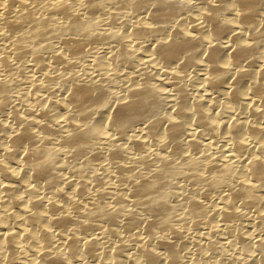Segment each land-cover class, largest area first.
<instances>
[{
    "label": "bare ground",
    "instance_id": "obj_1",
    "mask_svg": "<svg viewBox=\"0 0 264 264\" xmlns=\"http://www.w3.org/2000/svg\"><path fill=\"white\" fill-rule=\"evenodd\" d=\"M191 1L0 0V114L10 108L11 116L0 120V264L19 252L18 264H153L159 248L174 264L183 236L168 231L187 221L194 229L200 220L212 225L200 239L212 245L211 234L232 233L264 264V9L257 6L264 0H198L196 11L186 10ZM103 21L108 27L97 28ZM86 42L115 44L119 63L132 70L112 115L126 145L108 130L109 96L91 91L101 88L95 73L113 72L114 49L96 51L95 73L83 83L59 74L65 63L83 60ZM158 68L160 77H151ZM191 78L199 84L192 97ZM22 80L41 93L13 97ZM55 87L71 97L42 101ZM165 98L175 108L162 116ZM217 106L230 114L215 117ZM142 119L147 139L128 133ZM215 139L230 143L213 147ZM97 140L107 144L109 182L86 196L81 158L102 157ZM241 206L253 208L246 220L257 222L256 240L237 230ZM26 237L33 243L23 246Z\"/></svg>",
    "mask_w": 264,
    "mask_h": 264
},
{
    "label": "rangeland",
    "instance_id": "obj_2",
    "mask_svg": "<svg viewBox=\"0 0 264 264\" xmlns=\"http://www.w3.org/2000/svg\"><path fill=\"white\" fill-rule=\"evenodd\" d=\"M194 1V2H193ZM260 3H262L261 5L263 6L264 5V2L263 1H261V2H259L258 3V7L260 8L261 7V9H264L262 6H260ZM192 4V5H191ZM191 4L187 7V9L186 10H189L190 8H192V9H190L189 11H196L197 10V8H198V4H199V1L197 0V2L195 1V0H192L191 1ZM196 7V8H195ZM126 12V14L127 15H130V12L128 11H125ZM107 28L108 27V25H107V23L106 22H101V23H99L98 25H97V28H99V29H104V28ZM89 42H86L85 43V49H86V52H85V55L83 54V57H82V59L83 60H79V62H71V63H65V66H63L62 68L63 69H60L59 70V68H58V71L60 72L61 71V73H59L60 75H64V78H67V77H71L72 79L71 80H73L74 79V82H75V84H77V83H80L81 82V80H82V83L84 82V81H86V79L88 80L89 79V76H90V74L92 73V72H94L95 73V71H94V64H93V58H94V56L96 55V54H99L98 52H100V51H98V52H96L99 48H101V53H104V48L103 47H105V46H108V47H105V50H107L106 52H108V51H111V49L113 50V52L111 51V53H114L112 56H113V58H115V60H113L112 59V61H110V66L112 67V70H110L112 73H109V76L108 77H106L105 75H104V77L103 76H99V78H98V76H95L96 75V73L94 74V77H97V79L98 80H96V78H94L95 79V81L96 82H98L99 84H100V86H101V88L99 89V91H98V87L97 86H95V88H94V86H92V88H91V91H93L92 92V94L93 95H95V96H97V95H99L100 93H102V92H104V93H106L108 96H109V108L107 109V108H105V110H106V112L108 111V112H110L108 115H109V119L107 120V126H108V130H109V132L111 133H113L112 134V136L114 137L113 139H115L116 141H118L119 143H121V144H125L126 143V141H128V139H123V136L120 134V136H119V133H118V124H119V122L117 121V119H115V117L114 116H112V115H114V112H115V109L117 108V102L119 101V98H124V92H123V88L126 86L125 84H127L128 83V76H127V74H130L129 72H131L132 70H131V68L130 67H128V69H125V68H127L124 64H122V63H119V54H118V52L116 51L117 49V47L115 46V44H112L113 45V48H112V45H107V44H103V46H101V45H99L98 47H97V45H94V44H92L91 43V45L89 44ZM87 46V47H86ZM111 46V49H109V47ZM115 46V47H114ZM92 48V49H91ZM263 49H264V47H263ZM100 50V49H99ZM262 51V48H261V50H259V52H261ZM116 54H118V55H116ZM257 54H259L258 52H257ZM88 55V56H87ZM115 55V56H114ZM117 57V58H116ZM89 58V59H88ZM92 58V59H91ZM29 58L27 57L26 58V60H28ZM113 61H116V62H113ZM92 62V63H91ZM245 64H247V61L246 62H244ZM14 65H12L13 67H15L14 69H13V71H14V73H16V74H18L17 72H18V69H16V63L14 62L13 63ZM16 64V65H15ZM117 64V65H116ZM120 64V65H119ZM258 63H255V65H257ZM70 65V66H69ZM89 65V66H88ZM91 65H92V68H91ZM113 65V66H112ZM115 66L117 67V68H115ZM59 67V66H58ZM66 67V68H65ZM114 67V68H113ZM254 68H255V66H253ZM65 68V69H64ZM68 69V70H67ZM87 70H89V71H87ZM91 70V71H90ZM124 70V71H123ZM156 69H154V70H152V72H151V77H153V78H157V77H160V73H161V70L158 68L156 71H155ZM160 72H159V71ZM189 70V71H188ZM187 70V72L186 73H188V76H192L193 74H194V71H193V68L191 69H188ZM197 71H198V69H196ZM62 71H63V73H62ZM72 71V72H71ZM123 71V72H122ZM128 71V72H127ZM158 71V72H157ZM192 71V72H191ZM189 72H190V75H189ZM196 72V71H195ZM78 73V74H77ZM89 73V74H88ZM115 73V74H114ZM127 73V74H126ZM158 73V74H157ZM1 74V73H0ZM23 74H29V72L26 70ZM31 74V73H30ZM39 74V73H38ZM38 74H37V76H38ZM92 74V75H93ZM117 74V75H116ZM160 74V75H159ZM72 75V76H71ZM87 75H89L88 77H87ZM153 75V76H152ZM67 76V77H66ZM113 78H112V77ZM69 77V78H70ZM81 77V78H80ZM86 77V78H85ZM103 77V78H102ZM79 78V79H78ZM85 78V79H84ZM108 78V79H107ZM141 77H139V78H137V79H140ZM190 78V77H189ZM77 81H76V80ZM60 82V80L58 79L57 81H55L54 83H53V85L55 86H59V84L57 83V82ZM80 81V82H79ZM100 81V82H99ZM126 83H125V82ZM191 81H192V83H191ZM232 81V80H231ZM109 82V83H108ZM198 81H196V80H194V78H193V80H192V78L190 79V80H188V81H186L185 82V85L187 86L186 88H188L187 89V92H188V95L190 94V96L192 97L193 95H194V93H195V86H198L199 84L197 83ZM230 82V81H229ZM119 83V84H118ZM58 84V85H57ZM121 84H122V86H121ZM106 85V86H105ZM121 87H120V86ZM247 85V84H246ZM53 86V87H54ZM248 86V85H247ZM30 86V83H27V82H25V80H24V82H23V80L22 81H20V82H18V83H16L14 86H13V90L11 89V94H13L12 96L13 97H16V95L18 94V92L20 93V92H22V91H31V93H33L35 96L37 95H39L37 92H39V93H41L40 91H38L37 89L35 90L33 87H31ZM57 87H55V89L57 88ZM172 87L174 88L175 86H170L169 88L170 89H172ZM194 88V89H193ZM197 88V87H196ZM30 89H32V90H30ZM120 89V90H119ZM15 90V91H14ZM18 90V91H17ZM54 90V89H53ZM52 90V91H53ZM63 90V89H62ZM62 90H59L58 88H57V90L55 91H53V92H51V94H49V93H44V94H47V95H43V96H41V98H44V99H42V101H48L49 99H56V98H61V96L62 97H64V95L66 96V95H68L69 94V92L68 91H66V89H64L63 91ZM101 90V91H100ZM103 90V91H102ZM37 91V92H36ZM57 91H59V92H57ZM106 91V92H105ZM36 92V93H35ZM63 92V93H62ZM67 92V93H66ZM98 92V93H97ZM100 92V93H99ZM118 92V93H117ZM190 92V93H189ZM56 93V94H55ZM57 93H58V95H59V93H60V97L57 95ZM62 93V94H61ZM54 94V95H53ZM64 94V95H63ZM123 94V95H122ZM52 96V97H51ZM121 96V97H120ZM68 97V99L71 97L70 96V94L67 96ZM112 97V98H111ZM115 97V98H114ZM116 101V102H115ZM171 101V100H170ZM170 101H168L166 98L165 99H163V103H165V104H163V106H161V108H160V110H159V115L162 113V116H164V115H166V114H169V113H172L174 110V108H175V105H174V102H170ZM111 103H113V104H111ZM115 103V104H114ZM113 105V106H111V105ZM116 105V106H115ZM173 105V106H172ZM72 106V105H71ZM111 106V107H110ZM115 106V107H114ZM218 107V106H217ZM217 107H214V111L212 110V113L213 112H215L213 115H215V117H218V118H221L222 116H224L225 115V113H223L222 111H220V108H219V111H218V108ZM217 109V111H215ZM10 108H7L6 109V111L2 114H0V120L1 121H4V122H11V116H10ZM220 113V114H219ZM221 113H223V114H221ZM243 113V112H242ZM241 113V115L243 116V115H246L247 117H248V112H244V114H242ZM217 114H218V116H217ZM230 113H226V115L228 116ZM222 115V116H221ZM233 115V114H232ZM232 115H230V116H232ZM250 115V114H249ZM9 116V117H8ZM221 116V117H220ZM236 115H234L233 117H235ZM246 116H244V117H246ZM5 117H6V119H5ZM151 118V117H150ZM150 118H146V119H144L145 121L147 120L148 121V119H150ZM9 119V120H8ZM115 120V121H114ZM108 121H109V123H108ZM113 121V122H112ZM145 121H143V119L140 121V122H138L139 123V125L141 126L142 124V126L141 127H139V125H138V123L136 124H134V126H132V128H129L128 129V133L129 134H132L133 132H136L137 134L138 133H140L139 134V136L141 135L143 138H145V139H147L146 137H147V135H145V133H143V131H141V129H142V127L144 126V124H146L145 123ZM146 121V122H147ZM83 122V121H82ZM142 122H144V123H142ZM141 123V124H140ZM113 125V126H112ZM138 127H137V126ZM162 125H165V126H162L163 128H168L169 126H168V123L166 122H164ZM117 126V127H116ZM262 126L264 127V123H262ZM137 127V128H136ZM136 129V131H133V129ZM138 128H141V129H138ZM134 129V130H135ZM111 130V131H110ZM139 131V132H138ZM141 131V132H140ZM136 133H134V134H136ZM142 133L145 135H142ZM118 135V136H117ZM121 136H122V138H121ZM120 137V138H119ZM119 138V139H118ZM121 139H123V140H121ZM120 140V141H119ZM217 139H215L214 140V144H213V147H216V146H220L221 144L223 145V144H229L230 143V141L229 140H226V139H224V140H221V141H219V139L216 141ZM98 141V140H97ZM123 141H125L124 143H123ZM224 141V142H223ZM151 142V143H150ZM148 141V144L150 145V146H152V147H155L156 146V143H155V145H154V143H153V141ZM221 142V143H220ZM227 142V143H226ZM250 142V141H249ZM253 142V144H254V141H252ZM128 143V142H127ZM126 143V144H127ZM218 145H217V144ZM125 144V145H126ZM253 144H251V146L253 145ZM104 143H102L101 141H98L97 143H96V149H98V151H100V153L102 154V157L104 156V154L106 155L107 153H108V149L106 148L107 147V144H105L104 146ZM254 146V145H253ZM252 146V147H253ZM105 151V152H104ZM128 151V154L129 155H133V154H135L136 153V151L135 150H133V149H128L127 150ZM87 153V154H86ZM251 153H253V150L251 151ZM251 153H250V155H251ZM22 154V155H21ZM20 155L21 156H23L24 157V153H21ZM69 156H67V154H65V158L67 159V161L68 162H74L75 161V159L73 158V157H70L71 155L70 154H68ZM30 157L29 158H33L34 156H31V155H29ZM82 156H85V157H82ZM81 157V161H82V164H83V166H84V172H83V179H84V181H86V187H85V189L82 191V192H84V191H86L88 188H90V187H92V186H94L96 189H97V187L99 188V187H101V186H105V185H107V182H109V179L107 178L108 176H107V172H106V170L104 169V163H106V161H104L105 159H104V157L102 158V157H100V158H92L91 159V157H89V155H88V152H85V154L84 155H82ZM248 156V155H247ZM250 159V158H249ZM248 159V160H249ZM84 160V161H83ZM88 162V163H87ZM104 162V163H103ZM85 163V164H84ZM102 164V165H101ZM91 165V166H90ZM99 165V166H98ZM100 165H101V167H100ZM97 166V167H96ZM103 167V168H102ZM91 169V170H90ZM95 171V173H93L94 171ZM105 170V173H104V170ZM92 172V173H91ZM92 174V175H91ZM96 174V178H95V176L94 175ZM97 175H99V176H97ZM92 176V177H91ZM107 176V177H106ZM84 177H86V178H84ZM98 177H99V179H98ZM89 178V179H88ZM104 178H105V180H104ZM107 178V179H106ZM93 179V180H92ZM103 179V180H102ZM91 183L93 184V185H91ZM95 183V184H94ZM98 184V185H97ZM105 184V185H104ZM89 186V187H88ZM41 190V191H40ZM40 193L42 194V196L43 195H45V193L47 192L45 189H43L42 187L40 188ZM43 191H46V192H43ZM88 191V190H87ZM84 192L85 194H86V196H88V194H89V192ZM44 194H43V193ZM39 193V192H38ZM39 193V194H40ZM81 194H83V193H81ZM41 196V195H40ZM80 196V195H79ZM77 198H75L74 200H73V202H77ZM217 200V199H216ZM249 207V206H248ZM246 207V206H243V208H242V206L240 207L241 208V212L245 215V216H243V219H242V222H241V224L239 223V225L237 226V230L239 231V232H241V233H243V234H252L254 237H253V240H256L259 236H258V230L259 229H257V228H259L258 226H257V222L256 223H254V222H249V220H246V218H249V216L252 214V213H254V211H253V208L251 207ZM239 208V209H240ZM251 209V210H250ZM58 210H60V211H58ZM245 210V211H244ZM62 210L61 209H57L56 211H54V214H56V212H57V214L58 213H60ZM253 211V212H252ZM246 214H248V217H247V215ZM216 220L218 221V220H220L218 217L217 218H215V220L213 219V221H211V224H214L215 222H216ZM213 222V223H212ZM244 222V223H243ZM199 223H202V224H199ZM199 223H198V226L197 227H194V229L190 226L191 225V223L190 222H186V224H184V225H180L179 227H177V229H178V231H168V234L172 237V236H176L177 234L176 233H178V234H180L179 236H183V237H181V241L180 240H178L179 238H177V240H178V243H177V245L175 246V248H174V252H176L175 254L177 255L176 256V261H178V262H176V263H174V264H260V263H258L259 261H258V259L257 260H254V259H252V258H250L249 257V255L248 254H250L251 252H253V246L251 245V244H248V243H246L245 245H247V246H245V248H243V249H241V248H239V247H242L243 245H241L242 244V240L241 239H235L234 238V236L232 235V233H226V234H220V236L219 235H216V234H211L212 235V237H211V240H212V245H210V244H208V242H207V240H205V239H200L197 235L201 232H206V231H210V228H211V226L212 225H210L209 223H206L204 220L202 221V220H200L199 221ZM206 226H205V225ZM201 225V226H200ZM189 227V228H188ZM191 227V228H190ZM210 227V228H209ZM187 228V229H186ZM212 229V228H211ZM195 231H197V232H195ZM143 232V231H142ZM234 233V232H233ZM210 235V236H211ZM215 235V236H214ZM219 237V238H218ZM196 238V239H195ZM210 238V237H209ZM213 238H215V239H213ZM193 239V240H192ZM232 240V243L231 242H229V244L227 243L229 240ZM196 240L199 242V244L201 243V245L200 246H202L201 248H199V244H198V242H196ZM201 240V241H200ZM203 240H204V242H203ZM213 240L215 241V243L213 242ZM240 242H239V241ZM24 241V242H23ZM33 239L31 238V237H26V238H24V239H22L20 242H21V244L23 245V246H26V244L27 245H30V244H32L33 242ZM64 241H66L65 239H61L60 241H57V243H58V245H61L62 246V243L64 242ZM180 241V242H179ZM24 244H23V243ZM60 242H62L61 244H60ZM222 242V243H221ZM237 242V243H236ZM30 243V244H29ZM205 245H204V244ZM207 243V244H206ZM190 244V245H189ZM203 244V245H202ZM218 244V245H217ZM55 245H57V244H55ZM208 245H210V246H212V247H210V246H208ZM214 245V246H213ZM60 246V247H61ZM64 246V247H63ZM62 247L63 248H65L66 246L65 245H63ZM183 246V247H182ZM197 246H198V248H197ZM223 246V247H222ZM61 247V248H62ZM196 247V248H195ZM215 247V248H214ZM177 248H178V250H177ZM211 248V249H210ZM218 248V249H217ZM161 249V250H160ZM197 249H199L200 251L198 252V250ZM214 249V250H213ZM158 250H160L159 251V253H160V255H159V258H158V262H155L156 264H173V262L170 260V257H169V253L168 252H166V250L165 249H163V248H159ZM165 250V251H164ZM175 250H177V251H175ZM189 250V251H188ZM202 250V251H201ZM219 250V251H218ZM242 250V251H241ZM162 251V252H161ZM204 251V252H203ZM203 252V253H202ZM162 253H164V254H162ZM167 253V254H166ZM257 253V252H256ZM17 254H19V255H17ZM16 255H14V256H9V258L8 259H6L5 261H3L2 262V264L4 263V264H18V261H20V257H22V255L23 254H21L20 252L19 253H17ZM199 254V255H198ZM204 254V255H203ZM223 254H225V255H223ZM163 255V256H162ZM198 255V256H197ZM221 255V256H220ZM231 255V256H230ZM18 256V257H17ZM162 256V257H161ZM226 256V257H225ZM248 256V257H247ZM13 257H14V259H13ZM10 258H12V260L10 259ZM16 258H18L19 260H17ZM169 259V260H168ZM7 260H10V261H7ZM160 260V261H159ZM248 260V261H247ZM251 260V261H250ZM1 261V260H0ZM17 262V263H16ZM155 263H153V264H155ZM44 264H59L58 262H55L54 260H52V259H50V258H48V259H46L45 261H44ZM61 264V263H60Z\"/></svg>",
    "mask_w": 264,
    "mask_h": 264
}]
</instances>
